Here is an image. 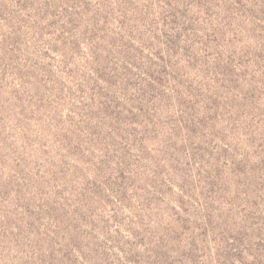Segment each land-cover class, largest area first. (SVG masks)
<instances>
[{"label": "rangeland", "instance_id": "obj_1", "mask_svg": "<svg viewBox=\"0 0 264 264\" xmlns=\"http://www.w3.org/2000/svg\"><path fill=\"white\" fill-rule=\"evenodd\" d=\"M0 264H264V0H0Z\"/></svg>", "mask_w": 264, "mask_h": 264}]
</instances>
